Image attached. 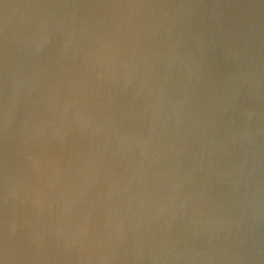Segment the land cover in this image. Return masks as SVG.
Returning <instances> with one entry per match:
<instances>
[{"label": "clouds", "instance_id": "1", "mask_svg": "<svg viewBox=\"0 0 264 264\" xmlns=\"http://www.w3.org/2000/svg\"><path fill=\"white\" fill-rule=\"evenodd\" d=\"M0 264H264V0H0Z\"/></svg>", "mask_w": 264, "mask_h": 264}]
</instances>
